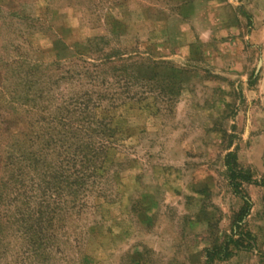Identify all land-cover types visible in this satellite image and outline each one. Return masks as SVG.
Listing matches in <instances>:
<instances>
[{
    "label": "rangeland",
    "instance_id": "1",
    "mask_svg": "<svg viewBox=\"0 0 264 264\" xmlns=\"http://www.w3.org/2000/svg\"><path fill=\"white\" fill-rule=\"evenodd\" d=\"M262 183L264 0H0V264H264Z\"/></svg>",
    "mask_w": 264,
    "mask_h": 264
},
{
    "label": "trees",
    "instance_id": "2",
    "mask_svg": "<svg viewBox=\"0 0 264 264\" xmlns=\"http://www.w3.org/2000/svg\"><path fill=\"white\" fill-rule=\"evenodd\" d=\"M262 185H264V183H262ZM242 216H241V218H244L245 216H247L248 215V213H249V208H245V207H243L242 208Z\"/></svg>",
    "mask_w": 264,
    "mask_h": 264
}]
</instances>
